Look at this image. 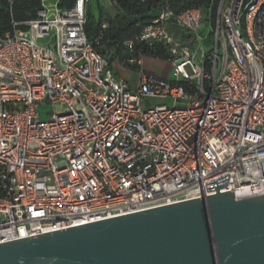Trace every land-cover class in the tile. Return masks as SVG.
Here are the masks:
<instances>
[{
    "label": "built area",
    "instance_id": "built-area-1",
    "mask_svg": "<svg viewBox=\"0 0 264 264\" xmlns=\"http://www.w3.org/2000/svg\"><path fill=\"white\" fill-rule=\"evenodd\" d=\"M44 1L0 28V243L202 199L225 174L220 193L264 195V0H219L207 43L201 9H160L123 42L135 84L95 48L107 22L87 37L90 0Z\"/></svg>",
    "mask_w": 264,
    "mask_h": 264
},
{
    "label": "water",
    "instance_id": "water-1",
    "mask_svg": "<svg viewBox=\"0 0 264 264\" xmlns=\"http://www.w3.org/2000/svg\"><path fill=\"white\" fill-rule=\"evenodd\" d=\"M0 243V264H264V195L220 193Z\"/></svg>",
    "mask_w": 264,
    "mask_h": 264
},
{
    "label": "trees",
    "instance_id": "trees-1",
    "mask_svg": "<svg viewBox=\"0 0 264 264\" xmlns=\"http://www.w3.org/2000/svg\"><path fill=\"white\" fill-rule=\"evenodd\" d=\"M75 0H57L60 9L71 8ZM219 0H116L115 7L118 14L114 18L103 17L99 13L95 19L91 11L86 9L85 31L87 37L93 40L100 31L102 22L109 27L103 31L102 39L96 50L106 57L109 63L120 61L127 57L123 42L135 37L146 26L156 13L166 7L178 13L189 8H199L203 14H209L214 25ZM41 8V0H0V28L3 31L10 29V23L25 22L35 18L36 11ZM140 47L139 45L136 48ZM144 48V56L166 61L168 55L159 48L149 50Z\"/></svg>",
    "mask_w": 264,
    "mask_h": 264
},
{
    "label": "rangeland",
    "instance_id": "rangeland-1",
    "mask_svg": "<svg viewBox=\"0 0 264 264\" xmlns=\"http://www.w3.org/2000/svg\"><path fill=\"white\" fill-rule=\"evenodd\" d=\"M43 0H41L42 3ZM45 3L48 1L45 0ZM52 3V2H51ZM92 6V9L94 13L101 10L103 14L106 15L108 18H114L118 14L117 9L115 5L112 3L111 0H91L90 6L88 7L87 11H90V7ZM214 28V26L211 23V18L209 14H204V19L202 23V30H201V36L203 38L204 43H207L209 41V38L211 37V34L209 35V32ZM209 35V36H208ZM152 60H150L148 57H143L141 59V66L142 69L145 72L152 73L158 76L163 75L162 77L170 74L169 73V67L167 62H159L155 63L154 66L150 64ZM151 67L156 68L155 70L150 69ZM115 69L118 71L117 67L115 66ZM119 72V71H118ZM161 74V75H160ZM135 75H131V79H127L128 81L132 82V84L135 82ZM160 102L152 100L150 101L151 105L158 104ZM61 106H56L55 109L57 112H60ZM53 111L52 107L50 105H43L38 108V113L40 115V120L45 121L48 119V114Z\"/></svg>",
    "mask_w": 264,
    "mask_h": 264
},
{
    "label": "crops",
    "instance_id": "crops-1",
    "mask_svg": "<svg viewBox=\"0 0 264 264\" xmlns=\"http://www.w3.org/2000/svg\"><path fill=\"white\" fill-rule=\"evenodd\" d=\"M55 1H57V0H48V2H55ZM91 1V0H90ZM90 1L88 2V4H87V7H89L90 6ZM115 5V4H114ZM90 11H91V13H92V15L94 16V18L95 19H97L98 18V15H99V13H101L102 15H103V17L105 18L106 17V15L105 14H103V12L101 11V10H99L98 12H96V13H94V11H93V9H92V6L90 7ZM105 22V21H104ZM103 23V22H102ZM150 60H152L151 62H150V64L151 65H153L154 66V64L155 63H159V62H166V61H161V60H158V59H154V58H151V57H148ZM111 64V66L113 67V69H114V71H115V73L118 75V76H120V77H122V78H124V79H131V75H135V77H136V79H135V82L133 83V84H135L136 83V81H137V76H136V74L131 70V69H129V68H126V67H121L120 65H119V63H118V61H114V62H112V63H110ZM115 66L117 67V69H118V71L115 69ZM168 67H169V70H170V66L168 65ZM141 69H142V66H141ZM150 69H152V70H155L156 68H154V67H151ZM143 70V69H142ZM144 71V70H143ZM161 75V74H160ZM161 76H163V75H161ZM170 75L168 74V75H166V76H164V77H169ZM130 82V81H129ZM130 83H132V82H130Z\"/></svg>",
    "mask_w": 264,
    "mask_h": 264
}]
</instances>
